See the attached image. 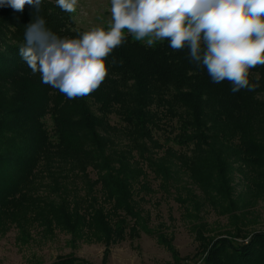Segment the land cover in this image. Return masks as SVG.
<instances>
[{"label": "trees", "instance_id": "trees-1", "mask_svg": "<svg viewBox=\"0 0 264 264\" xmlns=\"http://www.w3.org/2000/svg\"><path fill=\"white\" fill-rule=\"evenodd\" d=\"M38 17L59 38L82 34L67 12L45 0L39 12L0 6V232L13 226L26 243L35 225L49 233L58 228L108 249L126 226L148 231L134 200L135 186L148 188L143 164L162 187L177 188L178 174L185 175L182 201L193 219L208 204L237 223L245 210L236 211L250 204L244 194L264 191V66L249 71L254 91L232 93L228 81L214 83L191 61L187 47L174 51L168 41L148 47L125 35L107 57L99 88L68 99L19 55ZM157 132L167 134L164 143ZM236 174L244 193H236ZM205 226L191 225L200 264H264V231L245 233L235 224L209 236ZM51 264L81 262L67 254Z\"/></svg>", "mask_w": 264, "mask_h": 264}, {"label": "clouds", "instance_id": "clouds-1", "mask_svg": "<svg viewBox=\"0 0 264 264\" xmlns=\"http://www.w3.org/2000/svg\"><path fill=\"white\" fill-rule=\"evenodd\" d=\"M78 0H56L64 12H76ZM42 0H0L22 12L40 11ZM111 23L79 38H59L38 17L27 26L22 60L42 82L68 99L97 90L108 75L107 57L125 40L152 47L168 41L174 51L187 47L191 61L206 68L214 83L228 81L232 93L254 91L249 71L264 66V0H110ZM115 63V61H113Z\"/></svg>", "mask_w": 264, "mask_h": 264}, {"label": "rangeland", "instance_id": "rangeland-1", "mask_svg": "<svg viewBox=\"0 0 264 264\" xmlns=\"http://www.w3.org/2000/svg\"><path fill=\"white\" fill-rule=\"evenodd\" d=\"M45 2L57 5L56 0ZM110 7V0H78L76 12L68 14L75 29L81 33L93 27H104L107 30L111 23ZM125 35L134 39L126 30ZM110 122L118 124L114 115L110 117ZM166 136L164 132L155 133L160 143H164ZM117 140L119 147L125 146L123 137ZM158 151L162 153L157 149L155 152ZM142 167L147 174L143 182L148 184V188L138 189L135 186L134 200L144 216L143 224L148 231L139 224L136 232L130 233L126 226L123 238L111 242L107 249L104 242L93 237L76 238L58 228L49 233L36 225L30 229L31 237L28 241L22 243L18 240V230L12 226L0 232V264H51L58 256L67 254H73L81 264H200L198 241L191 227L192 222H204L207 228L204 233L209 236L234 231L235 224L245 233L264 231V191L255 196L244 194V199L250 204L236 211L239 214L245 210L237 223L228 214H221L208 204L199 211L200 219L195 220L186 211L188 204L182 201L186 199V191L182 187L187 185L185 175L182 172L178 174L175 184L177 188L174 185L162 187L160 180L154 177L145 164ZM90 178H95L93 172H90ZM235 184L236 193L245 192L244 183L238 174L235 176ZM196 193L199 194V191ZM105 206L108 207V204ZM165 239L170 240L174 251L168 249Z\"/></svg>", "mask_w": 264, "mask_h": 264}]
</instances>
